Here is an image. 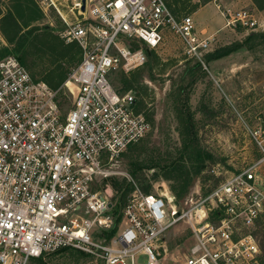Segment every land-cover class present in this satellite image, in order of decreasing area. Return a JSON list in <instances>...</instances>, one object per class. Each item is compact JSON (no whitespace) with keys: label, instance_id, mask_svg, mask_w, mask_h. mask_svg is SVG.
<instances>
[{"label":"built area","instance_id":"built-area-1","mask_svg":"<svg viewBox=\"0 0 264 264\" xmlns=\"http://www.w3.org/2000/svg\"><path fill=\"white\" fill-rule=\"evenodd\" d=\"M67 2L81 19L67 23L50 1L66 25L62 37L82 55L60 89L34 80L16 57L0 59V264H28L61 249L104 264H162L163 238L177 227L193 239L181 264H261L252 230L264 216L262 127L249 131L258 159L204 196L179 201L163 184L144 193L126 175L130 192L109 235L112 195L97 185L116 175L121 155L150 131L134 96L115 90L110 75L145 62L129 42L155 49L172 32L200 60L209 38L198 36L191 16L176 20L163 0H84L83 11L81 0ZM244 17L234 22L247 25ZM62 89L73 98L66 112Z\"/></svg>","mask_w":264,"mask_h":264},{"label":"rangeland","instance_id":"rangeland-1","mask_svg":"<svg viewBox=\"0 0 264 264\" xmlns=\"http://www.w3.org/2000/svg\"><path fill=\"white\" fill-rule=\"evenodd\" d=\"M50 1L67 23L82 18L68 12L67 0H0V59L16 57L34 80L57 90L82 52L62 37L66 25ZM163 1L176 20L192 17L198 36L209 38V49L200 60L191 58L176 34L164 32L155 49L129 42L130 48L142 49L145 62L110 75L114 89L130 92L137 111L150 123L149 133L119 158L116 175L97 185L102 193L109 190L106 196L112 195L113 217L120 209L112 183L124 186L126 175L144 193H153L154 185L163 184L175 195L188 180L186 192L177 197L183 201L204 196L220 179L259 157L249 131L264 128V0ZM238 16H245L247 25L234 22ZM251 33L255 36L249 39ZM227 47L226 54L213 58ZM68 89L59 91L62 112L72 105ZM129 192L130 188L126 197ZM252 232L264 264V216ZM163 243L167 253L161 254L162 264H181L193 243L192 234L177 227ZM28 264L104 263L92 254L61 249Z\"/></svg>","mask_w":264,"mask_h":264},{"label":"trees","instance_id":"trees-1","mask_svg":"<svg viewBox=\"0 0 264 264\" xmlns=\"http://www.w3.org/2000/svg\"><path fill=\"white\" fill-rule=\"evenodd\" d=\"M207 1H209V0H206L205 3H206ZM254 36H255V34H254V33H251V34L248 36V38L250 39V38H252V37H254ZM263 37H264V36H263ZM228 50H229V47H227V48H221V49L218 50L215 54H213V58L220 57V56L226 54V53L228 52ZM187 185H188V180H185V181L183 182V184L180 186V189H179V191L175 194V196H176V197H179V196L183 195V194L186 192V187H187ZM112 188H113V190H115V191H117V192L119 193V197H118V202H119L118 205H119V206H118V207H119V209H120V207H122L123 202H124L125 199H126V193L129 191L130 185L127 183V184H125V185L123 186V185L117 184L116 182H113V183H112ZM118 221H119V217H116V218H115V221H114V226H113V228L111 229V231L109 232V235H111V234L114 233Z\"/></svg>","mask_w":264,"mask_h":264},{"label":"water","instance_id":"water-1","mask_svg":"<svg viewBox=\"0 0 264 264\" xmlns=\"http://www.w3.org/2000/svg\"><path fill=\"white\" fill-rule=\"evenodd\" d=\"M81 3H82L81 11H83L84 10V0H81Z\"/></svg>","mask_w":264,"mask_h":264}]
</instances>
